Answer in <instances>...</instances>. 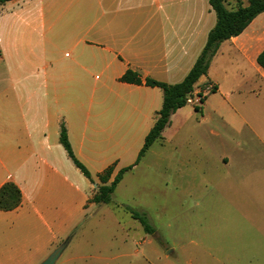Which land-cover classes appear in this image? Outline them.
<instances>
[{"label":"crops","instance_id":"crops-1","mask_svg":"<svg viewBox=\"0 0 264 264\" xmlns=\"http://www.w3.org/2000/svg\"><path fill=\"white\" fill-rule=\"evenodd\" d=\"M249 1L225 4L233 11ZM216 24L209 0H13L0 5V189L14 183L22 193L18 209L0 210V264H39L70 237L67 247L93 246L106 217L121 225L119 211L140 230L121 209L131 207L124 200L112 199L106 205L111 211L97 214L101 206L92 199L98 185L61 144L63 124L74 155L93 180L109 167L114 170L110 181L133 167L114 195L131 200L127 182L139 170L145 177L161 173L165 180L174 176L162 172L176 171L181 174L177 182L191 173L193 187L222 193L212 200L230 214L263 221L264 69L258 61L264 52V13L221 44L207 75L195 85L194 91H208L203 104L178 110L162 139L138 162L164 98L162 89L146 81L182 83ZM58 26L79 32L58 43ZM58 45H69L77 56L63 59ZM128 71L142 84L122 82ZM74 73L96 77L97 91L105 92L98 101L103 116L92 118L86 102L72 99ZM109 107L115 112L111 120ZM188 127L192 130L185 131ZM169 138L176 140V154L167 150Z\"/></svg>","mask_w":264,"mask_h":264},{"label":"rangeland","instance_id":"rangeland-1","mask_svg":"<svg viewBox=\"0 0 264 264\" xmlns=\"http://www.w3.org/2000/svg\"><path fill=\"white\" fill-rule=\"evenodd\" d=\"M56 31L59 43L73 38L79 29L58 26ZM70 50L69 45H58L56 53L63 59L71 60L78 53ZM71 85L72 99L86 102L92 118H97L98 113L104 115L103 110L98 108V101L105 99V92L97 91L100 83L96 77L74 73ZM114 115V110L109 107V119H113ZM188 130L192 128H185V131ZM177 148L176 140L171 142L169 138L167 150L176 154ZM172 157L176 159L175 155ZM140 171L127 182L132 192L131 200L124 199L120 193L113 194L112 199L116 203L124 200L131 206L129 208L145 214L155 233L144 234L138 220L136 225L140 230L132 229L128 224L129 216L125 218L119 211L117 220L120 226L106 217L99 226L100 235L93 246L67 247L57 264H220L216 259L225 264H264V219L245 220L230 214L223 203L212 200L222 196V193L214 187H193L191 173L184 182H177L176 176L181 174H176V171L162 172L174 176L170 180L162 178L161 173L145 177ZM94 181L98 187L101 186L98 177ZM126 208L128 206L121 209L127 212ZM110 209L103 205L96 212L102 215ZM120 227H124L128 235ZM143 238H147L146 242L139 244ZM124 239L128 242L125 243Z\"/></svg>","mask_w":264,"mask_h":264},{"label":"trees","instance_id":"trees-1","mask_svg":"<svg viewBox=\"0 0 264 264\" xmlns=\"http://www.w3.org/2000/svg\"><path fill=\"white\" fill-rule=\"evenodd\" d=\"M13 0H0V5H4ZM211 7L216 12L217 24L209 33L207 44L194 65L191 72L182 83L177 85H168L153 80H147L146 85L149 87H158L164 93L163 106L158 112L157 121L145 139L139 160L148 152L155 142L162 139L164 131L171 125L172 116L180 109L187 106V97L194 91L195 85L201 77L206 76L213 58L217 54L221 44L233 37L239 36L259 15L264 13V0H250L247 7H239L237 10L230 11L227 9L225 0H209ZM259 65L264 69V52L259 58ZM122 82L141 85L142 80L138 74L128 71L122 78ZM60 142L74 162L75 166L82 174L93 184L89 170L74 155L71 143L68 138V132L63 124L60 133ZM133 167L121 170L110 183L113 175V167H109L104 173L98 176L101 186L98 187L97 194L93 197L92 203L97 206L112 204V196L123 180L124 175L131 171ZM22 205L21 190L14 183H6L0 189V210L11 212L18 209ZM126 210L132 217L139 221L146 234H154L155 229L151 225L145 214L134 211L131 208Z\"/></svg>","mask_w":264,"mask_h":264},{"label":"water","instance_id":"water-1","mask_svg":"<svg viewBox=\"0 0 264 264\" xmlns=\"http://www.w3.org/2000/svg\"><path fill=\"white\" fill-rule=\"evenodd\" d=\"M70 241H71V237L62 245L57 247L54 251H52V253H50L48 257L45 258L40 264H57L62 256V253L64 252V250H66L67 245L69 244Z\"/></svg>","mask_w":264,"mask_h":264},{"label":"built area","instance_id":"built-area-1","mask_svg":"<svg viewBox=\"0 0 264 264\" xmlns=\"http://www.w3.org/2000/svg\"><path fill=\"white\" fill-rule=\"evenodd\" d=\"M207 94H208V91H206V90L193 91L187 97L186 103H187V105L194 106V107L202 105Z\"/></svg>","mask_w":264,"mask_h":264}]
</instances>
